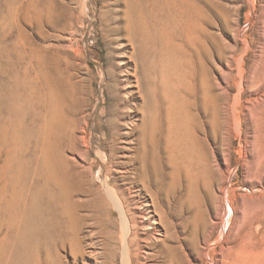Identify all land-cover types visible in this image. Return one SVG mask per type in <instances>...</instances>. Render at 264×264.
<instances>
[{"label":"rangeland","instance_id":"rangeland-1","mask_svg":"<svg viewBox=\"0 0 264 264\" xmlns=\"http://www.w3.org/2000/svg\"><path fill=\"white\" fill-rule=\"evenodd\" d=\"M131 1L0 0V264H6L7 236L12 237L8 204L13 187L9 176L24 162L38 166L40 127L45 121L42 94L47 87L41 66L47 57L51 66L54 61L64 66L67 60L81 62L79 75L88 79L89 103L84 118L81 116L74 149L69 145L67 156L91 169L88 176L98 185L108 178L117 190L126 192L137 224L133 264H264V171L257 170L250 153L243 159L237 154L238 135L253 140L257 121L262 118L264 122V0H138L144 4L146 14L151 12L152 36L162 32L168 37L166 44L174 48L170 60L163 57L165 63L170 61L172 72L164 64L156 65L160 57L156 44L152 42L149 48L139 36L129 34ZM148 48L152 52L155 91L151 99L147 89L137 82L140 76L144 80L142 69L151 62ZM104 73L109 81L112 77L116 80L117 99L111 96ZM170 74L181 79L179 89L188 85L190 92L193 89L191 98L198 94L200 113L196 111L202 121H207L211 135L198 147L204 163L198 187L184 174L169 204L167 194H162L170 231L160 235L152 230L146 207L152 198V183L146 186L142 182L137 157L143 122L151 113L159 124L155 129L159 142L163 149L167 146L169 115L181 102L175 84L167 77ZM223 92L229 98L224 104ZM213 98L225 107L219 115L222 120L228 116L225 113H231L236 100L241 102L242 130L239 132L231 119L229 153L225 150V130L215 133L208 121L213 112L206 109V104ZM257 99L263 103L259 112L255 110L258 115L248 108L252 107L249 102L256 103ZM111 107L110 115L107 109ZM109 118H113L116 128L109 127ZM27 125L35 134L27 154L29 162L24 149ZM84 128L87 138L92 135L96 143L86 146ZM98 154L106 158V165ZM21 188L18 183L16 190ZM91 229L84 228L85 249L90 247L88 237L100 240V234ZM101 244L99 241L106 257L112 246ZM59 254L64 264H83L89 259L74 254L70 246L61 248ZM105 257L101 262L108 260ZM118 259L116 264H122Z\"/></svg>","mask_w":264,"mask_h":264},{"label":"bare ground","instance_id":"bare-ground-1","mask_svg":"<svg viewBox=\"0 0 264 264\" xmlns=\"http://www.w3.org/2000/svg\"><path fill=\"white\" fill-rule=\"evenodd\" d=\"M143 5L138 0H132L131 4H129L128 32L131 36H139L149 48L152 42L156 44L158 47L157 52L160 53V57L156 58V65L164 64L171 71L170 61L165 63L163 59L166 56L170 60L171 56L172 48L165 42L168 37L162 32L152 36V24L149 21L151 12L146 14ZM149 48L147 53L151 62H149L145 70L142 69V78L144 80H141L140 76L137 82L142 83L140 85L147 89L149 99H151L155 91H152V52ZM141 50L143 49L141 48ZM47 58L42 60L41 66L47 87L44 94H42L43 115H41L45 117V121L40 127L38 166L32 167L27 165L28 163L25 165L24 162L22 166H17L9 176L13 187L12 197L8 204L12 237L7 236L9 254H7L6 264H64L63 256L59 254V250L68 246L71 247L74 254L78 253L81 257L88 256V261L84 260L83 264H116L119 257L122 264H133L135 260L133 259L135 257L133 245L137 240L136 237H138L136 235L137 230H135L137 224L135 213L130 208V200L126 192L117 190L108 178H106L104 183L98 185L88 176V170L90 172L91 169H86L80 163H75L71 157L67 156L69 145L71 146L70 149H74L77 138L76 133L82 118H84L82 114H84L85 107L89 103L88 79H82L79 75L78 65L81 62L77 61L75 63L73 60H67L64 66L63 62L58 61L55 64L54 61V66H51ZM144 63L147 62L144 61ZM170 71L168 72L171 73L172 71ZM136 76L138 77V74ZM103 77H107L105 73ZM167 77H170L168 78L169 81L175 84L178 95L181 98L180 104L175 105L176 110H172L169 115L170 124L169 135L166 140L167 146L163 149L159 142L156 133L157 125L159 124L151 113L143 122V131L139 140L141 152L137 157L141 161L142 182L146 186L152 183V198L147 201L146 207L152 220V230L157 231L160 235H163L164 231L167 233L170 231V225L167 221L168 212L165 209V200L162 198V194H167L166 202L169 204L170 197L173 193H176L177 188L182 184L184 174L191 183L194 181L198 187L204 169L203 158L198 151V147L208 141L207 139L211 135L206 128L207 121H202L199 116L200 111L198 108L201 105L199 104L198 94L193 95L195 98H191L193 89L190 92L189 85L184 89H179L181 79L171 74ZM114 82L116 80L113 81V77L110 81L107 77V88L113 93L111 96L117 99V91L115 93L116 84ZM160 83L163 84L162 82ZM159 86L158 88L161 87ZM262 86L261 83V88ZM130 92L131 90L126 94L127 102L131 99L132 94ZM262 93L264 94V91ZM161 97L163 99V96ZM214 98L212 102H208L210 104H206V109L210 108L213 112L208 121L210 122L211 120L210 124L214 127L215 133L222 129L225 130L224 142L227 145L225 150L226 153H229L232 142V122L235 123L239 132L242 130V116L239 115L241 102L236 100L232 110L230 109L231 113H225L228 116L222 117L224 118L222 120L219 115L222 111L225 112L222 110L225 107L222 106V108L219 101ZM226 100H229L228 95L222 97L223 104ZM257 101L256 103H254L255 101L249 102V104H252V107H248L249 109L251 108L250 111L254 110L255 112L256 108L258 111L260 104H263L258 99ZM227 103L225 105L230 106L229 102ZM149 104L152 105L151 103ZM248 108L246 111H249ZM112 112V107L107 109L108 114L111 115ZM178 112H181V114L177 115ZM258 112L257 114L255 112V114L258 115ZM231 119L233 120L232 122ZM108 120L110 122L109 127L116 128L113 118ZM262 120L260 118L257 121L253 140L247 137L242 138L240 137L241 133L239 135L237 133L240 139V147L237 153L239 158L243 159L250 153L257 164L255 165L258 171H264V122ZM28 122H30L29 119ZM131 130L133 131L134 127ZM83 133L82 138L87 143H84L86 146L96 143V139L92 135L87 138L85 128ZM129 133L131 132L126 134ZM32 135L31 129L27 125V140L24 142L27 162L30 160L28 155L30 154ZM82 153L87 154L86 152ZM100 159L105 165L107 164L106 158L102 155H100ZM169 178L170 181L168 182ZM18 183H21L22 188L16 190ZM15 184L17 186H14ZM166 184L168 186L167 189L165 188ZM195 195L197 197L198 192ZM86 227L95 229L96 231L91 229V232L100 234V236L97 235L100 240L88 237L87 244L90 247L85 249L82 235ZM99 241L102 244L106 243L112 246L111 250L108 249L106 257L104 256L103 248L98 245ZM119 243L120 247H118ZM74 245H77L78 250L74 248ZM54 254L58 255L57 259L54 258L55 260L53 259ZM104 257L108 260L101 262Z\"/></svg>","mask_w":264,"mask_h":264}]
</instances>
